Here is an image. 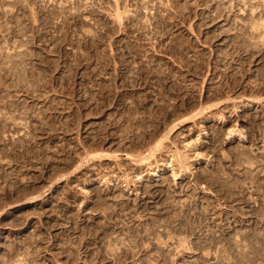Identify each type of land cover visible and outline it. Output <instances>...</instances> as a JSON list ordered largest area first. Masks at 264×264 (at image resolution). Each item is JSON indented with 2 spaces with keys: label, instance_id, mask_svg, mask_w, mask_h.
I'll return each mask as SVG.
<instances>
[{
  "label": "rangeland",
  "instance_id": "1",
  "mask_svg": "<svg viewBox=\"0 0 264 264\" xmlns=\"http://www.w3.org/2000/svg\"><path fill=\"white\" fill-rule=\"evenodd\" d=\"M0 264H264V0H0Z\"/></svg>",
  "mask_w": 264,
  "mask_h": 264
},
{
  "label": "bare ground",
  "instance_id": "2",
  "mask_svg": "<svg viewBox=\"0 0 264 264\" xmlns=\"http://www.w3.org/2000/svg\"><path fill=\"white\" fill-rule=\"evenodd\" d=\"M170 132V131H169ZM166 138V137H165Z\"/></svg>",
  "mask_w": 264,
  "mask_h": 264
}]
</instances>
